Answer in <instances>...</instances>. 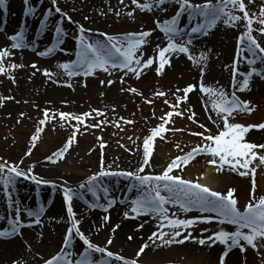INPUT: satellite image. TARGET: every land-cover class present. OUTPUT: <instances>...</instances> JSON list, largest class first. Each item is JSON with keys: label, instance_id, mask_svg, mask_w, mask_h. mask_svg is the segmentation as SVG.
I'll use <instances>...</instances> for the list:
<instances>
[{"label": "rangeland", "instance_id": "rangeland-1", "mask_svg": "<svg viewBox=\"0 0 264 264\" xmlns=\"http://www.w3.org/2000/svg\"><path fill=\"white\" fill-rule=\"evenodd\" d=\"M12 1L16 4V11L20 12V16L15 17L4 11V8H0V29L7 22L12 23V27L15 31H20L21 28L25 29V40H32L31 27H36L37 32L34 33L35 39H43L45 47L51 46L55 42V24L57 20L64 27L65 32L68 35L64 36V42L53 53L42 56L37 55L35 59L19 58L14 59L6 56L4 58L5 72L0 73V158H4L8 161H15L19 164V167L23 170L32 168L33 172L41 176L46 180L56 181L55 187L50 184L41 185L35 181L28 180L26 177H18L13 196L19 200V202L27 208L33 206L38 207L43 204L45 206V214L50 210V206L56 200L59 203L60 217L56 214L55 220L50 219L47 225V231L52 233V229L55 234L63 239L65 235V224H67V205L63 198V189L60 187L64 181H67L66 186L75 188L80 182L92 172L100 170V160L103 154V160L105 166L113 169H127L132 171H139V166L143 163V140L145 137L151 134L152 127L158 125L160 117L170 110L171 105L166 102L171 101L176 103L175 96L182 94V91L178 92L177 89L183 90L188 84H195L194 75L201 74L200 66H198L192 59H189V55L186 53H180L179 55L173 53L168 58L171 63L166 64L164 69L160 72H156V67L159 64L157 57L158 49L156 45L161 47L167 44L164 33L157 27L156 19H167L175 13L173 5L174 0H166L164 10L155 9L153 11L140 10L131 0H80L83 4L95 3L96 10L95 17L100 18L99 24L102 28H93L92 24H85L79 22L85 26V35L89 40L107 39L104 33H110L114 35H122L125 33L142 31V27L136 30H130L127 25L133 21L134 17L148 19L149 28L153 29L150 37L147 38L149 42L142 46L143 56L141 59H147L148 57H154V63L148 66L146 69H140V76L137 77L132 72L127 70L116 71H104L103 69L95 70L94 74L85 76L83 72L78 71L76 75L70 76L67 71L61 67L62 64L67 63L70 60L75 59V50L77 47V41L75 37L79 35V29L77 26V20L72 18L68 21L66 18L60 19L61 14H57L53 11L52 16L49 18V26L47 29L40 30V19L43 17V13L50 6V0H30V3L36 7L37 12L35 15L26 14L24 9L26 7L24 0H9L7 6H11ZM64 0H57L60 5ZM144 2V0H141ZM193 3H202L203 1L192 0ZM82 4V5H83ZM246 8L251 14H259L261 6L264 5V0H256V6L251 7L247 0H245ZM8 9H11L8 8ZM111 9V11L109 10ZM135 9L131 15L129 11ZM241 16V19L234 24L229 25L232 29H235L227 40L226 47L229 46L230 53L225 59L226 64L223 69L222 76H211L208 79L206 86H212L215 88H223L229 94L235 91L237 96L242 100H250L256 107L251 113L239 112L235 116V121L243 124H257L264 121V79L259 75L253 74L249 81L248 89L243 91L239 88V83L233 85V68L239 69L237 74V81L243 80V73L250 71L253 65H250L246 57L250 56L247 52L244 44L240 40V35L246 30L247 21L243 19V12L239 9H233ZM117 12L120 14L117 15ZM202 20L201 17L195 16L191 21L188 20L187 12H183L180 17L179 26L184 28L185 35L183 40L191 38L193 43L190 47L192 56L199 57V54L203 51L206 52L208 58H212L218 55L221 51L219 46L212 45V41L208 38L211 30H222V26L226 25L223 20L218 21L216 26L209 31L207 35L203 33H191V27ZM92 22H95L92 20ZM187 25V27H185ZM255 35L259 42L264 44V33H260L255 29H258V21L253 22ZM86 26H89L88 28ZM128 26V27H127ZM116 27V28H115ZM121 29L119 34L112 30ZM29 29V30H28ZM126 29V30H125ZM12 35L0 39V48L8 47L10 50L17 51L29 48L30 52L35 51L36 45L32 47L23 48H11L13 41L10 39ZM29 43H32L29 42ZM37 43H41L40 41ZM201 45L200 48L197 46ZM43 47V46H41ZM195 49H198L199 53H195ZM62 49H67L63 51ZM209 49L211 51H209ZM232 49V51H231ZM46 50V49H45ZM56 60H50L52 58ZM239 60V63H234ZM15 63L18 67L9 68V64ZM35 63V66L33 64ZM256 67H264L259 62ZM44 69H50L49 75H45ZM124 76L121 80L120 77ZM193 79V82H192ZM112 80V84H108L107 81ZM260 80L261 85L253 86L254 81ZM59 81V83L57 82ZM105 81V83H101ZM205 82V81H204ZM252 84V85H251ZM135 87L137 92L133 93L129 91V88ZM40 89H58L66 92L69 100H42L37 95V91ZM123 89V91L121 90ZM115 90L118 93V103L114 105L109 98L108 91ZM194 90V89H193ZM163 92L165 95H153V93ZM193 91L188 93V99L181 102L182 109H191L196 113V119L203 122L215 132L216 126H210L204 121L202 112L200 111L199 102L193 98ZM211 100V99H210ZM151 101V103H149ZM48 109V119L43 125L40 124L41 119L45 116L44 110ZM93 109L102 110L99 113L94 112L92 115L85 117L87 124L81 123L80 128L76 131L75 142L71 144V147L65 153L64 158L57 159L56 161L45 160L46 156H49L61 149L65 141L74 132L72 125H75L77 121L68 117L61 118L59 113L71 112L74 114H82L86 111ZM23 113L24 115H20ZM155 113V115H153ZM190 115L189 111H185L184 116L174 115V118L169 121L166 127L176 129L175 131H168L163 133L164 138L157 136L153 141V152L150 157V165L145 166V172H161L167 164L176 156L187 153L197 143H202L201 137L192 134L191 130L196 132L202 131V129L192 120L188 119ZM124 119H121V118ZM67 121V122H66ZM101 121H105L101 123ZM112 121V123H107ZM118 122V123H117ZM92 124H99V127H91ZM40 127L42 131L38 133V140L35 141V147H32V135L36 133V129ZM87 128L85 131L84 129ZM245 138L257 145L264 144V129L253 128L245 134ZM102 141H107L103 149L100 144ZM179 144V148L176 145ZM29 147H32V152L29 155H25V152ZM258 153H264V149L257 148ZM210 154L197 155L188 164L183 165L180 169H173V172L177 175H181L185 179L196 181L199 179V175L206 167H210L212 172L215 171L214 166L207 163L211 159ZM35 161V165H33ZM255 168V197L264 195V161H260L259 155L253 158L249 163V168H240V171L232 170L225 166L223 171L231 173L236 178L243 177V181L247 185H253V173L251 169ZM241 171H247V175H241ZM222 172V171H221ZM102 182L109 187L110 195L108 197L103 196L101 193L100 203L106 202L110 198H115L118 205L126 206L127 203L131 205V200L137 194L136 189L133 188L129 191V186L134 185L136 181L133 177L129 176H106L100 177ZM226 182V181H225ZM229 188H235L237 191L234 195L237 200L240 199L238 184L235 181L229 180L226 184ZM2 188V185H0ZM225 187L222 189L227 192ZM84 193V199L88 202H95L96 198L87 191L86 188L81 189ZM124 193L121 195V192ZM249 195L245 198V203L253 198V190L250 188L247 190ZM4 191H0V216L5 219H0V228L8 226L7 216L11 210L7 209V193L4 195ZM76 201L80 204L84 203V200L76 198ZM238 206L243 209L244 205L238 203ZM86 207H91L87 205ZM171 209L170 214H174L177 217L186 218L198 215H207L208 213H201L199 209L192 208L189 211L180 209L179 206L168 205ZM213 215H215L213 213ZM43 217V216H42ZM22 219L34 220V217H27L26 212L22 213ZM47 219V218H46ZM200 223V222H198ZM64 225V226H63ZM62 226V227H61ZM233 226V225H232ZM50 227V228H48ZM234 227V226H233ZM39 224H33L31 227L25 226L21 228L22 234L27 230L31 234L33 233V246H38ZM44 228V227H43ZM26 234V233H25ZM53 234V233H52ZM53 234V236L55 235ZM20 235V234H17ZM15 235V236H17ZM13 236V237H15ZM21 236V235H20ZM12 238V237H11ZM10 238H0V241H7ZM75 238L72 241L71 247H66L63 244L58 245L56 243L53 246L54 249L65 247L67 251L72 252L73 258L78 259L76 254L83 251L82 243L77 244ZM63 241V240H62ZM261 241V240H260ZM243 243L246 244L244 241ZM247 245V244H246ZM251 246V245H250ZM223 249L226 250L224 247ZM95 259L102 257L101 253H93ZM106 258V257H105ZM45 256L39 257L29 256L27 258H9L0 260V264H30L31 262H40L43 264ZM141 264V263H140Z\"/></svg>", "mask_w": 264, "mask_h": 264}, {"label": "snow or ice", "instance_id": "snow-or-ice-1", "mask_svg": "<svg viewBox=\"0 0 264 264\" xmlns=\"http://www.w3.org/2000/svg\"><path fill=\"white\" fill-rule=\"evenodd\" d=\"M123 2V0H121ZM140 10L153 11L155 9L164 10L166 0H131ZM178 4V9L167 19H156L157 27L164 33L167 44L161 47L156 45L158 49L157 57L159 64L156 67V72L160 73L166 64H170L171 61L168 58L171 54L186 53L189 55V59H192L194 63L200 66L201 83L199 88L203 93L210 94L211 96V111H209V119L216 126V131L213 132L208 128L206 124L196 119V113L191 109H182L180 104L188 99V93L197 87L195 84H188L183 90L177 89L178 92L182 91V94L175 96L176 103L167 101L171 105L169 111L164 113L160 117V123L151 129V134L143 140V163L139 166V171H132L127 169H113L105 166L103 160V154L100 160V170L92 172L88 175L84 181L80 182L75 188L66 186L67 181H64L60 185L63 189V198L67 205V214L72 219L71 225L67 228L62 244L66 247H71L72 241L75 238H79L83 242V251L76 253L79 258L74 259L73 253L67 251L65 247H61L49 258L44 259L43 264H111L110 260L102 256L100 259H95L93 253L106 254L108 258H115L122 262V264H140L137 259H128L117 252L110 250L108 247L95 243L90 238V235L79 227L81 219L76 218V212L73 208L74 198L84 199V193L80 191L86 188L93 197L96 198L95 202H89L91 208H104L107 210L112 207L116 200L110 198L104 203H100L101 193L103 196L108 197L110 195L109 187L105 185L100 177L106 176H129L133 177L136 183L129 186V191L133 188L136 189L137 194L131 200L130 211H126L124 216L127 217L130 214L137 216L141 214H148L155 216L157 222L163 221L160 227L156 231L151 233L149 240L152 238L160 239L162 242L171 244L173 242L182 243L189 239H197L201 245L206 242L209 245L215 244L217 241L226 246V251L222 252L219 257V264H226L225 257L228 252L239 246L240 250L245 249V245L241 241H245L247 245H251L254 249H258L260 245L257 240H264V195L255 197V168L251 169L253 173V198L250 199L246 205L241 209L238 206L235 188H229L226 193L215 190L206 184H201L196 181L185 179L181 175L175 174L173 169H180L183 165L188 164L197 155L210 154L211 159L207 161L208 164L214 166L215 171H223L225 166L235 171H240V168L248 169L250 161L259 155L260 161H264V153H258L257 148L264 149V144L257 145L245 138V134L249 129L258 128L264 129V121L257 124H243L235 121V116L239 112L251 113L256 107L250 100H242L237 96L235 91L229 94L223 88H215L212 86H206L203 83V77L207 70L208 55L206 52H201L199 57L192 56L190 47L193 43L191 38L183 40L185 35L184 28L180 27V17L183 12H187L188 20L191 21L193 17L199 16L202 20L191 27V33H203L207 35L211 29H213L218 21L223 20L225 24H234L241 19V16L237 14L233 9H239L243 12V19L247 21L246 30L241 33L240 40L244 44L247 52L250 56L246 57L248 63L253 65L250 71L243 73V80L237 81L236 77L239 73V69L233 68V85L239 83L241 91L248 89L250 78L253 74L259 75L264 79V67H256L257 62L264 66V44L258 41L257 37L253 35L254 21H258L261 25L256 31L264 33V5L261 6L259 14H251L246 8L245 0H203L202 3H193L192 0H174ZM26 5L24 11L26 14L35 15L37 9L30 3V0H24ZM8 0H0V8L7 9ZM111 11V9H109ZM53 11L60 15V19L66 18L68 21L72 20V17L67 11H64L59 7L57 0H50V6L43 13L42 19H40V30L43 31L48 28L50 17ZM135 9L129 11V15ZM120 13L117 12V15ZM79 35L75 37L77 41V47L75 50V59L68 61L61 65L63 69L67 71L70 76L76 75L78 71L83 72L85 76L94 74L95 70L103 69L104 71H116L127 70L132 72L137 77L140 76V69H146L148 66L153 65L154 57H148L147 59H141L143 56L142 46L147 44L150 34L153 29H143L139 32L125 33L122 35H114L110 33H104L107 39L89 40L84 34L85 26L79 24ZM187 27V25H185ZM55 42L51 46L47 47L45 51H42L40 55L47 56L53 53L64 42V36L68 35L65 32L64 27L61 26L59 20L55 24ZM13 41L11 48H23L29 46L25 40V29L21 28L14 35L10 37ZM67 51V49H62ZM209 51H211L209 49ZM168 54V56H166ZM12 55L8 47L0 48V73L5 72L4 58ZM234 63L238 64L239 60ZM35 66V63L33 64ZM7 67H18L15 63L9 64ZM45 75H49L50 69H44ZM52 78V75H49ZM121 80L124 79L122 75ZM59 83V81H57ZM105 83V81H101ZM108 84H112V80L107 81ZM123 91V89H121ZM129 91L135 93L137 89L135 87L129 88ZM153 95H165V93H153ZM151 103V101H149ZM115 107V106H113ZM206 110L208 106L205 105ZM102 110L93 109L91 111L83 112L82 114H74L71 112L59 113L61 118L75 119L77 123L72 125L74 132L67 138L64 146L58 149L53 154L46 156L44 159L49 161H56L57 159L64 158L65 153L71 147V144L75 142L76 131L79 130L81 123L87 124L84 119L92 115L94 112L99 113ZM185 111H189L190 115L188 119L195 122L202 131L196 132L189 130L192 134L201 137L202 143H197L187 153L174 157L167 166L161 172H145L144 168L150 165V157L153 152L154 138L160 136L164 138L163 133L168 131H175L166 127L170 120L174 118V115L184 116ZM45 116L41 119L40 124L43 125L48 119V109L44 110ZM214 113V114H213ZM24 115L23 113L20 114ZM155 115V113H153ZM121 119H124L123 117ZM67 122V121H66ZM105 121H101L103 123ZM112 123V121H107ZM118 123V122H117ZM91 127H99V124H92ZM85 131L87 128L84 129ZM42 131V128L38 127L36 133L32 135V147H35V141L38 140V133ZM107 141H102L100 144L101 149ZM32 147H29L25 152V155H29L32 152ZM179 148V144L176 145ZM33 161V165H35ZM241 175H247V171H241ZM18 177H26L28 180L35 181L38 184L45 185L50 184L55 187L56 181L46 180L33 172L30 167L26 171L19 167V164L15 161H8L4 158H0V191L7 193V209L11 210L7 216L8 226L0 229V238H11L17 234L22 235L21 228L33 224L42 223L41 217L45 214V206L43 204L36 208H25L18 199L13 196V191L17 183ZM168 205L179 206L184 211H189L192 208H197L201 213H208L207 215L191 216L186 218L177 217L174 214H170L171 209ZM26 212L27 217H34V220L22 219V213ZM213 213L215 215H213ZM0 219L5 217L0 216ZM104 220H108V216L104 217ZM212 222L219 221L221 224L227 222L234 226V230L229 231L224 227H220L218 230H213L207 236L194 237L190 235V230L198 222ZM118 227V225L116 226ZM142 227V225H141ZM170 229V236L178 238L173 240L172 238L164 239L169 236L167 231L162 229ZM202 232H208V229H201ZM185 233L181 235V233ZM42 235V233H41ZM131 234L129 239H131ZM107 244L112 243V237H108ZM148 247V243L145 242L136 252V256L139 257L141 253ZM13 264H16L14 261Z\"/></svg>", "mask_w": 264, "mask_h": 264}, {"label": "bare ground", "instance_id": "bare-ground-1", "mask_svg": "<svg viewBox=\"0 0 264 264\" xmlns=\"http://www.w3.org/2000/svg\"><path fill=\"white\" fill-rule=\"evenodd\" d=\"M247 1L251 7L256 6V0ZM62 2L63 3H61L60 5L63 7V10L67 11L69 15L72 18L76 19L78 22L92 24L93 28L96 29L102 28L99 25L103 24L101 23L100 18L95 17L94 11L96 10V5L94 2L86 5L83 4V1L81 3L80 0H64ZM170 5H173L174 11L178 9V6L174 3H170ZM10 7L11 9H8ZM10 7L7 6V9L4 11H6V13L10 15L13 14L14 17L16 15L20 16V12L16 11L17 7L13 1ZM92 20L95 22H92ZM127 25L130 27V30H136L138 28H141V26H143V29H145L149 28V21L148 19L134 17L133 21L131 20V22ZM11 27L12 23L8 24L7 22L3 27H1V40L4 39V37H7L8 35H12L14 33L15 29ZM86 27L88 28L89 26ZM221 28L222 30H211L208 35V38L210 40H213L211 44L214 46H219V48H221V51L218 52V55H215L212 58H208L207 70L203 77L204 84L207 83L208 79L211 78L213 74L217 77L219 75L222 76L223 69L221 68H225V59H227L226 57L229 56L230 53L229 46L226 47L225 45H227V40L230 38V35L233 33V31H235V29L228 27V24L222 26ZM30 30L32 35V43H29L31 41L28 40L27 43L29 46L27 47H32V45L35 46L34 44H39L40 46L36 45L37 47L33 52H30L29 48L18 50V52L9 49L12 55H9L8 57L14 58L16 60L20 57L35 59L37 58V55H40L42 51H45L46 47L44 44L46 42L44 43L43 39L41 41V39L37 40L35 39V37H33L35 35L34 33L37 32L36 27H31ZM115 31L119 34L122 32V30L118 28L112 30L113 33ZM39 41L41 43H37ZM197 47L200 48L201 45H198ZM194 50L195 53H199L198 49L194 48ZM50 60L54 61L56 60V58L52 56ZM194 82L197 83V87L192 90V96L199 102V107L201 109L200 111L202 112L204 121L208 125L214 126L212 121L209 119V111H211V96L210 94L203 93L199 88V84L201 83V74L194 75ZM260 85V80L254 81L253 86L260 87ZM36 93L40 98H43L42 100H60L62 102L69 100L67 93H64V91L58 89H40V91H37ZM107 95L111 99L112 104L115 106L118 103V93L115 90H111L108 91ZM205 105L208 106L207 110L205 108ZM198 177V183L206 184L209 187L221 192H224L222 190L224 187L225 189H228V186H226V184L229 183V180L235 181L236 184H238L241 199L238 200V203H240L241 205L243 204L244 206L246 205L245 197L249 195V192L247 191L249 189V186L253 190V185H247L246 182L243 181V177L236 178L227 171L214 173L212 172L210 167H206ZM123 193L124 191L121 192V195ZM82 200H84V203L80 204L76 201V198H74L73 208L76 212V218L81 219L79 227L85 232V234L90 235V238L93 240V242L104 245L110 250L117 252L128 259H137L141 264H219V257L221 256L222 252L226 251L225 249H223L224 247L226 248V246L219 241L212 245H209L207 242L204 245H201L197 239H189L182 243L173 242L171 244L164 243L162 242V240L156 238H152V240L150 241L149 238L151 236V233L156 231L157 228L160 227L161 223H164L163 221L158 223L155 216H151L148 214H141L139 216L130 214L129 216L125 217L124 213L126 211H130L131 207V205H129L128 203L126 206L122 207L121 205L114 204L112 207L105 210L104 208L99 207L90 209L89 207H86L87 205H89V202L86 199ZM29 207L33 208V206L31 205L27 208ZM59 208V203H57L55 200L50 206V210L46 214H44L43 217H41L42 223L39 224L41 228L39 229V234H37L39 239L37 240L39 244L38 246H33V233L31 234V232H28L30 230H27L26 232H23L24 234H22L21 236L17 235L8 239L7 241H0V260H6L10 257L13 259H21L27 258L31 255L32 257H39L40 255H42L43 257L44 255L45 259H47L56 251H58L59 249L57 248L53 251V246L56 243H58V245L62 244V240L64 239L65 235L62 236L63 239H60L52 229V233L55 234L53 236L51 232L49 233L47 231V225L49 224L50 219L55 220L56 214L60 217V211L58 210ZM105 216H108V220H104ZM66 218H68V222L67 224L64 223V233H66L67 228L72 223V219L68 216V214ZM117 225L118 227H116ZM220 227H224L229 231L234 230V227L227 222L221 224L219 221H202L191 228L190 235L194 237L207 236L211 233V231L218 230ZM205 228L209 231L202 232L201 229ZM162 230L169 233V236L165 237L164 239L172 238L174 241L178 239L170 236V229L165 228ZM130 234L132 237L131 239H129ZM184 234L185 233L183 232L181 233V235ZM110 236L112 237V243L107 244L106 241ZM145 242L148 243V247L143 253H141L139 257H137L136 252ZM243 242L244 241L242 240L241 243L245 245V249L241 251L239 246L232 248L228 252V255L225 257L226 264H264V240L256 241L260 245L258 249H254L252 246L246 245L247 243L245 244ZM78 243L83 244V242L79 239L77 240V244ZM78 246L80 245L78 244ZM102 256L106 257V254H102ZM106 258L110 260L111 264H122L121 261L116 260L115 258ZM39 263L40 262L38 261L34 263L30 261V264Z\"/></svg>", "mask_w": 264, "mask_h": 264}]
</instances>
